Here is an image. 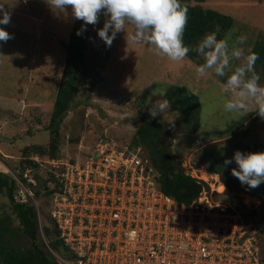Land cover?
I'll list each match as a JSON object with an SVG mask.
<instances>
[{"label":"rangeland","instance_id":"rangeland-1","mask_svg":"<svg viewBox=\"0 0 264 264\" xmlns=\"http://www.w3.org/2000/svg\"><path fill=\"white\" fill-rule=\"evenodd\" d=\"M185 1L214 8L234 18L232 27L221 37L229 38L230 48L240 35L247 37L244 46L252 49L264 37V0ZM0 7V15L4 12L11 15L9 24L0 25L11 34L6 41L0 40V134L4 137L0 138V171L16 179L14 195L20 191L17 195L22 198L25 190L29 193V202L35 205L41 218L38 238L45 250L52 247L44 239V226L51 225L49 191L54 184L57 160L77 161L88 155L100 140L110 141L116 147L129 144L144 113H149L148 99H167L166 90L170 85L188 87L200 100L198 116L193 110L185 113L172 105L170 111L153 118L167 124L170 151L186 171L190 164L213 165L220 159L223 172L231 175L237 165L235 161L225 165L224 161L233 157L236 150L244 151L249 142H256L264 149V118L258 112L253 108L242 115L225 112L221 88L226 77H218L211 70L198 75L199 63L187 55L173 61L154 54L147 42L131 40L135 26L128 22L111 45H106L97 34L106 19L101 13L96 25H87L91 27L88 66L80 65V91L60 128L55 153L56 149L50 148L55 134L47 127L63 78L65 46L77 19L71 15L70 6L66 13L56 14L45 0H0ZM237 64L239 61H232L233 67ZM259 75L260 83L264 84V71ZM161 89L165 91L164 96L153 94ZM172 99L183 107L185 102L180 95L173 94ZM234 120H239L241 126L228 131ZM243 132L248 134L244 136ZM200 166L198 176L221 191H211V198L243 211V218L252 211L259 212L249 216V226L252 224L261 233L264 204L256 191L229 186L221 174H212L205 165ZM4 215L11 216L14 226L19 224L10 197L0 192V217ZM53 253L62 262L61 256Z\"/></svg>","mask_w":264,"mask_h":264},{"label":"built area","instance_id":"built-area-1","mask_svg":"<svg viewBox=\"0 0 264 264\" xmlns=\"http://www.w3.org/2000/svg\"><path fill=\"white\" fill-rule=\"evenodd\" d=\"M189 167L201 179L199 166ZM157 178L141 146L100 140L77 161L58 159L51 215L75 256L60 255V264H264L261 233L211 198L219 190L204 188L186 204Z\"/></svg>","mask_w":264,"mask_h":264},{"label":"trees","instance_id":"trees-1","mask_svg":"<svg viewBox=\"0 0 264 264\" xmlns=\"http://www.w3.org/2000/svg\"><path fill=\"white\" fill-rule=\"evenodd\" d=\"M204 1V0H200ZM182 6L188 10V22L184 30L183 39L185 44L190 48H194L206 33L217 32L218 39L224 36L223 32L230 29L234 23V18L218 11L214 8H204L199 4H190L185 0L181 2ZM82 20L76 21L72 26L68 43H66V60L63 70V78L61 79L56 99L53 106V112L50 123L47 127L55 135L52 138L50 148L58 151L60 128L64 122L68 112L72 109L75 98L78 95L82 82V71L80 65L88 66V38L91 27H87L82 31L81 35H77V30L81 29ZM258 55L255 63V71L260 74L264 71V37L256 41L252 49ZM190 58L199 64L204 63V58L195 51H189L187 54ZM166 97L171 104L180 111H195V115L200 114V100L196 93L190 88L180 85H170L166 90ZM180 95L185 102L183 107L172 99V95ZM145 105L146 102H143ZM195 117V116H194ZM239 120L230 123L228 131H235L239 128ZM227 129L223 130L225 133ZM170 131L166 123L150 118L149 113H144L140 125L136 129L134 136L129 144L130 149L135 150L138 146H144V153L150 156L156 171L158 172L157 181L160 187L170 196L174 197L181 203L190 204L199 197L204 188L211 190L209 183L203 179L188 174L183 167L175 160L168 136ZM235 134H238L235 132ZM248 133L243 132L246 136ZM146 149V150H145ZM264 151V149L256 142L245 144L244 152ZM199 165H205L206 169L211 173L221 174L222 180L229 186L243 189L246 192L256 191L259 199L264 204V182L257 187H247L236 176L227 175L222 170L221 160L218 159L214 164L208 162H200ZM55 179V173H54ZM16 187V179L11 175L0 171V192H5L12 201L13 209L17 214L19 224L14 226L10 215L0 217V264H58L53 254L49 250H45L40 245L38 233L40 231L39 217L36 207L31 202L20 203L14 198V190ZM57 189V188H56ZM55 190L51 189L50 194ZM37 192V191H36ZM220 193V192H219ZM240 201V199H238ZM240 204L245 205L240 201ZM241 214L242 212L236 208ZM259 212L252 211L246 216L245 220L249 222V216L257 215ZM51 215V214H50ZM51 225L44 226V239L55 249H62L68 259L74 260L70 246L59 238L60 230L53 219ZM264 234V226L260 228ZM49 240H48V239ZM261 249L264 260V236L261 235Z\"/></svg>","mask_w":264,"mask_h":264},{"label":"clouds","instance_id":"clouds-1","mask_svg":"<svg viewBox=\"0 0 264 264\" xmlns=\"http://www.w3.org/2000/svg\"><path fill=\"white\" fill-rule=\"evenodd\" d=\"M45 3L56 14L66 13L70 6L71 15L83 21L77 35H81L88 24L96 25L100 14L103 13L106 19L103 27L97 29V34L108 46L118 32L125 30V24L128 22L135 26L131 40L147 42L150 50L156 55L180 61L190 50L197 52L204 58V63L196 67L198 75H204L211 70L218 77H226L221 88L225 112L242 115L253 108V111L264 118V84L260 83L261 77L255 71L258 55L250 46H244L247 37H236L230 48L229 38L218 39L217 32L213 31L206 33L194 48H190L183 39L188 10L182 6L181 0H45ZM10 21V13L4 12L0 15V25H7ZM10 37L11 34L4 27H0V40L6 41ZM233 60L239 61L235 67L232 65ZM153 94L162 97L165 91L161 89L159 93ZM147 104L150 118L163 115L172 107L170 100L160 98L154 101L150 98ZM233 161L237 167L232 169V173L242 183L257 187L264 182V151L244 152L238 149L233 157L226 158L224 163L229 165ZM179 164L181 165V162ZM193 164L202 167L198 163ZM17 194H20V191L14 195L16 202H29V195L26 201H20ZM128 235L134 237L135 232H129ZM50 250L52 254L56 252L58 255H65L62 249L57 251L50 247ZM53 256L60 264L57 256Z\"/></svg>","mask_w":264,"mask_h":264},{"label":"water","instance_id":"water-1","mask_svg":"<svg viewBox=\"0 0 264 264\" xmlns=\"http://www.w3.org/2000/svg\"><path fill=\"white\" fill-rule=\"evenodd\" d=\"M2 136L0 135V138H1ZM5 139H7V138H5Z\"/></svg>","mask_w":264,"mask_h":264}]
</instances>
